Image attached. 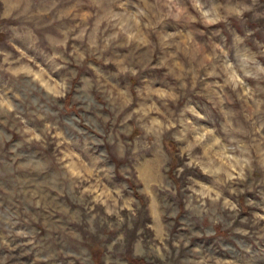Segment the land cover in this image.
Listing matches in <instances>:
<instances>
[{
  "label": "rangeland",
  "instance_id": "1",
  "mask_svg": "<svg viewBox=\"0 0 264 264\" xmlns=\"http://www.w3.org/2000/svg\"><path fill=\"white\" fill-rule=\"evenodd\" d=\"M0 264H264V0H0Z\"/></svg>",
  "mask_w": 264,
  "mask_h": 264
},
{
  "label": "trees",
  "instance_id": "2",
  "mask_svg": "<svg viewBox=\"0 0 264 264\" xmlns=\"http://www.w3.org/2000/svg\"><path fill=\"white\" fill-rule=\"evenodd\" d=\"M133 261H135V262H140L141 259H140V258H133Z\"/></svg>",
  "mask_w": 264,
  "mask_h": 264
}]
</instances>
